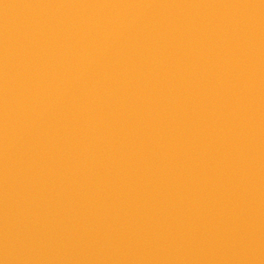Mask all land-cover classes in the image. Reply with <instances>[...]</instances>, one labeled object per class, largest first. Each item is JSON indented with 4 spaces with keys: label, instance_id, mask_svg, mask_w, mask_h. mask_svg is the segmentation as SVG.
<instances>
[{
    "label": "water",
    "instance_id": "water-1",
    "mask_svg": "<svg viewBox=\"0 0 264 264\" xmlns=\"http://www.w3.org/2000/svg\"><path fill=\"white\" fill-rule=\"evenodd\" d=\"M0 264H264V0H0Z\"/></svg>",
    "mask_w": 264,
    "mask_h": 264
}]
</instances>
